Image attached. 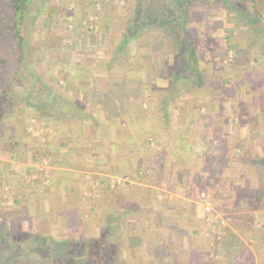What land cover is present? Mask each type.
Segmentation results:
<instances>
[{"label":"crops","instance_id":"obj_1","mask_svg":"<svg viewBox=\"0 0 264 264\" xmlns=\"http://www.w3.org/2000/svg\"><path fill=\"white\" fill-rule=\"evenodd\" d=\"M108 2L74 1V27L70 35L61 37L72 48L60 61L58 57L63 69L55 74L56 84L50 83L58 94L52 106L64 104L67 109H54L48 116H39L42 120L37 118L36 122L30 119L25 127L11 130L12 135L6 132L5 139L0 141V205L5 209L9 199L14 204H25L26 211L14 215L20 221V228L53 235L56 240H66L65 234L72 233L78 235L77 240L73 239L75 242L79 237L96 238L109 228L114 240L108 241L107 246L115 249L117 264H185L184 256L176 257V252L189 245V250L197 252L198 264H207L198 254L205 253L207 248L221 251V242L226 244L224 238L233 229L226 228L219 234L202 226L205 212L201 201L205 191L214 190L218 183L222 188L236 185L239 180L233 179L242 177L248 169L244 164L238 168L237 159L228 150L225 156L216 159L210 155L212 149H138V127L147 129L139 122V114L146 118V103L136 100L135 93L143 90L139 88V81L153 65L141 56L151 50L146 47L142 53L137 44H145L149 36L142 33L130 40L134 42L130 63L115 67L120 58L115 49L118 43L113 44L111 37L107 46L103 39L104 33H111L115 27L112 21L116 15L111 12L109 15L112 7ZM96 7H99L100 31L87 34L85 23L97 14ZM130 92L132 96H128ZM166 92L159 106L169 104L178 108L180 105L179 110L185 108L184 111L187 107H202L192 96H176L175 89ZM130 97L131 101L127 99ZM138 104L140 110L135 111L133 108ZM186 120L187 117L185 121L178 119L180 123ZM37 121H50L51 130L45 132L47 127ZM191 132L195 135L196 130L187 128L181 134L188 136ZM150 133L149 137L157 136L153 130ZM38 138L44 143L48 141L45 149H37L32 144L30 139L37 141ZM44 155L53 161L46 170L52 184L49 193L45 185L41 186L42 190L29 185L30 172L39 168L46 158ZM3 185L13 186L4 192ZM217 195L215 192L214 196ZM135 215L138 221L133 220ZM73 221H78L79 227L73 228ZM61 222H67L70 230L61 229ZM254 234L255 230L247 227L243 231L244 239H238L251 249ZM164 248L169 251L166 261L165 256L159 258Z\"/></svg>","mask_w":264,"mask_h":264},{"label":"rangeland","instance_id":"obj_2","mask_svg":"<svg viewBox=\"0 0 264 264\" xmlns=\"http://www.w3.org/2000/svg\"><path fill=\"white\" fill-rule=\"evenodd\" d=\"M74 1L33 0L25 13L22 27V33L25 36V65L22 64L19 68L20 76L24 82L18 81L19 83L17 82L13 88L16 91L18 103L20 106H23V109L13 107L14 117L18 115L19 118L17 117L18 123L13 124V128L10 126L12 124H6V127L9 125L8 128H12L10 132L14 128L18 129L21 125L25 127L26 123H30V119L36 122L40 116L33 108L25 107L24 109V105H26L24 103L25 94L29 95V93H33L31 90L37 91L40 87L38 81L33 79L29 71L26 70V67H33L37 73H40L45 82L52 84L53 79L56 77L55 74L58 75V71L63 69L59 63L60 57L67 51H70L72 45L62 42L61 37L70 35L69 32L74 27L75 13L73 14L72 12ZM92 1L98 3L99 0ZM125 1L110 0V3L108 2L109 6L112 7L109 15L110 12L111 15H116L112 21L115 27L111 30V33L109 31L105 32L103 39L105 38V44L108 46L110 38L113 37V44L118 43L116 48L114 47L115 49L122 47L123 33L126 27L124 20L128 21L131 12L129 11V4L132 3L131 0H128V4ZM148 1L153 6L157 5L155 1ZM183 1L192 7V13L186 19L187 24L185 27L189 29L187 32H189V36L193 39L192 43L197 56L196 73H198V81L197 77L194 76V83H185L183 80L188 73L183 69L179 70L181 77L175 83L173 76L177 73V68L181 64L180 59L183 57L181 52H179L181 49L180 39L177 40L169 33L165 37H162L154 33L150 36L147 32L149 35V38L145 39L147 42L145 44H137V46H140L139 49L142 50V53H144L143 50L146 47L151 50H148L147 55L144 53L141 56L144 57V60L148 59L153 65L147 75H142V81H139V88L143 90H138L135 93L136 100L146 103H144L146 105V108H144V110L146 109V118L144 116L143 119L140 116L141 114H139V122L144 127H147V129L143 130L138 127L140 131L138 149H212L213 152L210 155L216 159L225 156L227 150L229 153H232V156L237 159L235 163H237L238 168L244 164L248 170H245V174L243 173L242 177L233 179L234 181L239 180V183L236 182V185L231 184L229 188L226 186L222 188V185L218 183L217 188L212 185V188H215L214 190L210 188L205 189L206 194L201 201L203 212H205V202L209 201L213 213L209 217L206 212L203 214L204 222L202 226H205L206 229L209 228L213 233L219 234L223 233V230L226 228H228L227 230L232 228L233 232L237 231V234L233 232L226 234L224 238L226 244L223 245V242H221V251L219 249L218 251L212 249L210 250L212 253H210V248H207L205 253L203 252L198 255L203 260L206 259L205 262L207 264H264V218L263 220L261 218V216H264V52L260 53V44H255L248 50L251 36L264 40V23L260 22L261 20L264 21V8H255L257 11L262 12L260 16L261 20H258L259 17L254 15V11H251L248 3L239 5V14L234 12L228 13L225 6L216 10L212 7L207 12L208 17L205 16L206 18L203 19L201 16L204 7L202 8V6L198 5L202 0ZM223 1H226V3L227 1L229 3L233 2L232 0ZM98 8L94 9L97 14L91 15L93 18H89L87 23H85L88 30L85 31L87 34L90 32L98 34L100 31ZM9 15L8 6L0 0V52L3 51V53L8 52L10 49L8 36ZM101 31L103 32V30ZM133 44L134 42L131 41L123 49L119 48L120 58L115 67L125 66V64L130 63ZM107 46L105 48H108ZM241 49L245 51L242 54L238 53V50L240 51ZM241 55H245L246 59H241ZM203 58L209 61V63H198V59L201 61ZM211 58L212 61H210ZM242 62L246 63V67L241 66ZM244 69L246 73H243ZM65 70L67 71L68 69L65 68ZM4 79L7 80V76ZM246 80L248 82H245ZM126 81L124 83H128ZM59 86L61 85L59 84ZM166 89L168 92L170 90L174 92L175 89L174 94L176 96L178 94L192 96L194 101H197L202 107L198 106V109L187 107L188 113L185 114L187 112L184 111L185 108L179 110L180 105H177L178 108L169 104L164 107L159 106L163 97L167 95ZM128 96H132V93ZM31 97L38 98L36 93ZM39 97L42 99L41 96ZM65 98L67 97L65 96ZM131 98L127 99L131 101ZM63 105H58L54 111H66L67 106ZM140 107L141 105L138 104L133 109L139 111ZM160 107H163V109ZM195 111H197L195 115L192 114ZM9 117L10 121L13 120L11 113ZM179 117L183 121L187 117L186 123H180L178 121ZM188 121L191 124L188 125ZM37 123L39 122L37 121ZM41 123H43L42 126H46L48 129L45 132L51 130L50 121ZM187 128H189V131L196 130L195 135L193 132L188 136L182 135V131ZM152 130L155 133L154 135L157 136L149 137ZM30 140L32 144L37 145V149L38 147L39 149H45L48 145V141L45 142L47 145H44L45 143L40 141V138L37 141ZM148 142L147 146L146 143ZM215 149L216 153H214ZM143 153L148 152L143 151ZM167 153L171 155L170 151ZM45 157L39 164V168H35L36 170L33 169L30 172L29 185L34 188L37 187L38 190H42L41 186L45 185L47 187L46 191L49 193L52 190V184L49 182V173L46 170L49 169V165L53 161L49 155ZM242 157L243 161H240ZM44 162L46 164H43ZM42 167H44V170L40 171ZM240 170V173H242L243 170ZM231 171L235 170L232 169ZM38 172L42 173L38 175ZM46 180L48 181L47 184ZM11 186L3 185L1 190L4 188V192L10 191ZM231 188H233V191L230 190ZM215 192L219 194L217 195L218 197L214 196ZM222 193H228V196H222ZM9 200L5 209L0 205V227L2 230H5V226L6 228L9 227L12 222H14V227H20L18 225L20 221L14 215L18 213L20 215V212L26 211L27 208L25 204H14L12 199ZM128 206H132V204L129 203ZM136 206L138 207V205ZM208 218L211 219L209 220L210 222L207 221ZM133 220H137L136 215L133 216ZM221 220L224 221V225L218 223ZM248 220H250V224H248ZM73 222V228L79 227L78 221ZM196 224L198 225V223ZM60 226L61 229L70 230V228H67V222H61ZM247 227L255 230V234L252 236L253 243L251 244V249L247 248L244 243L241 244L238 239L240 237L244 239L243 231ZM181 234L183 233L179 235ZM77 236V234L72 233L65 234L64 237L67 240H77ZM79 240L81 241L80 237ZM189 247L187 246V249L177 251L176 257L182 254L180 256L188 259L187 263L185 259L182 260L185 264H198L197 252L193 249L189 250ZM161 251L160 259L162 256L166 257L169 255L167 248ZM22 253L27 254L28 252L24 251ZM166 258L165 261L168 260V257ZM22 263L24 264L23 261ZM22 263L21 261L18 262V264Z\"/></svg>","mask_w":264,"mask_h":264},{"label":"trees","instance_id":"obj_3","mask_svg":"<svg viewBox=\"0 0 264 264\" xmlns=\"http://www.w3.org/2000/svg\"><path fill=\"white\" fill-rule=\"evenodd\" d=\"M2 1L8 6L10 11V24L8 27L10 49L5 53H3V51L0 52L1 142L5 138L7 131L12 135L10 129L13 128V124L15 125L18 123L17 119L19 117L18 115V118L14 117L12 110L13 107L23 109V106H20L18 103L17 94L13 88L18 81L24 82L19 73L20 66L22 64L25 65L26 50L25 36L22 33V27L25 13L29 9L33 0ZM153 1L156 2V6L151 5L148 0H131L132 3L129 4V11L131 12L123 33L122 47H118L116 50H120L119 48L123 49L128 42H131L130 40L144 32H148L150 36L154 33L159 36L161 35L162 37H165V35L169 33L177 40L180 39L181 49L179 52L183 55L180 59L181 64L179 68H177V73L173 76L175 78V83L178 82L181 77L179 70L184 69L188 75H185L183 81L192 84L195 82V77L198 76V73H196L197 56L192 43L193 39L189 36V32H187L189 29H186L185 27L187 24L186 19H188L190 13H192V7L183 0H152V2ZM232 1V3H229L228 1L226 3V1L223 0L200 1L198 5L202 6V8L204 7L201 18H206L205 16L208 15L207 12L212 7L216 10L225 6L228 13L234 12L239 14V5L248 3L251 11H254V15L259 17L258 20H261L260 16L262 12L257 11L255 8H264V0ZM125 3L128 4L129 1L126 0ZM260 22L264 23L263 20ZM255 44H260V53L264 52V40H259L256 36L255 38L251 36L248 50H250L251 46H254ZM243 52H245L244 49H241L240 51L238 50V53L240 54ZM240 58L245 60L246 56L241 55ZM210 61H212V58ZM199 62L206 64L209 63V61L204 58L201 61L198 59V63ZM241 66L246 67V63L242 62ZM26 70L29 71L33 79L38 81L40 87L38 86L39 89L37 91L31 90V92H33L31 94L34 95L36 93L38 98H32L30 93L29 95L25 94L26 97L24 103L26 105H24V109L25 107H30L39 113L40 116H48L57 107L52 106V104H54L55 99L58 98V94L51 89L52 87L50 86V83L45 82L40 73H37L33 67L28 66L26 67ZM244 72L246 73L245 69L243 70V73ZM6 76L7 80L4 79ZM53 80V83H55L56 79ZM245 82L248 81L246 80ZM39 96L44 99H40ZM10 113L13 118L11 121L9 119ZM6 124H12L10 125L12 128H8L9 125L6 127ZM13 224L14 222L10 223L9 227L5 228V230H2L0 227V264H18L19 261H21V263L23 261L24 264H117L115 261V249L113 246H107L108 241L112 242L114 240L109 228L96 238L87 239L84 237L80 238L81 241L79 240L78 242H75L74 240L69 239L56 240L52 236L40 232H26L20 227H14ZM24 251L28 253H22Z\"/></svg>","mask_w":264,"mask_h":264},{"label":"built area","instance_id":"obj_4","mask_svg":"<svg viewBox=\"0 0 264 264\" xmlns=\"http://www.w3.org/2000/svg\"><path fill=\"white\" fill-rule=\"evenodd\" d=\"M92 29V27H90ZM43 164H46V162H44ZM44 170V167L40 168V171ZM46 183H48V181L46 180ZM204 210L206 212V214L208 215V217L211 215L212 212V208H211V204L209 201L205 202L204 204ZM209 220H211L210 218L207 219L208 222H210ZM221 225H224V221L221 220L218 222Z\"/></svg>","mask_w":264,"mask_h":264}]
</instances>
